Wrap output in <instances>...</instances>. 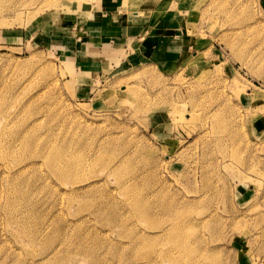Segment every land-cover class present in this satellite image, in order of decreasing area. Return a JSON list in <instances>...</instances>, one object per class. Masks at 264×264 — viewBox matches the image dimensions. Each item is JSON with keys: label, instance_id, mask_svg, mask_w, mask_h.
Masks as SVG:
<instances>
[{"label": "rangeland", "instance_id": "374dc122", "mask_svg": "<svg viewBox=\"0 0 264 264\" xmlns=\"http://www.w3.org/2000/svg\"><path fill=\"white\" fill-rule=\"evenodd\" d=\"M101 1L0 0V264H264V0H115L187 58L105 79L60 54Z\"/></svg>", "mask_w": 264, "mask_h": 264}, {"label": "crops", "instance_id": "0c3cea01", "mask_svg": "<svg viewBox=\"0 0 264 264\" xmlns=\"http://www.w3.org/2000/svg\"><path fill=\"white\" fill-rule=\"evenodd\" d=\"M115 2L102 0L95 5L78 21L86 25L73 37L67 32L65 41L61 42L63 62H69L76 73L79 69L78 73L105 79L109 73L115 76L137 64L150 61L169 64L187 58L181 44L184 39H176L177 35L170 31L176 28L169 21L172 17L153 14L155 10L148 9V5L143 10L121 13Z\"/></svg>", "mask_w": 264, "mask_h": 264}]
</instances>
